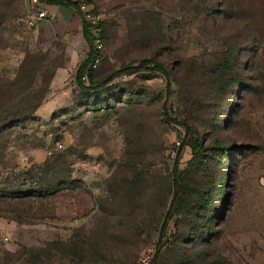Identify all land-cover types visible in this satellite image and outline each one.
<instances>
[{
  "label": "rangeland",
  "instance_id": "1",
  "mask_svg": "<svg viewBox=\"0 0 264 264\" xmlns=\"http://www.w3.org/2000/svg\"><path fill=\"white\" fill-rule=\"evenodd\" d=\"M68 1L103 23L93 91L77 82L90 46ZM9 3L0 0V264H138L157 247L185 134L165 105L230 152H200L211 179H188L160 264H264V0H64L43 26ZM192 156L185 146L181 169ZM47 183L57 191L39 189ZM194 188L211 191L216 213Z\"/></svg>",
  "mask_w": 264,
  "mask_h": 264
},
{
  "label": "trees",
  "instance_id": "2",
  "mask_svg": "<svg viewBox=\"0 0 264 264\" xmlns=\"http://www.w3.org/2000/svg\"><path fill=\"white\" fill-rule=\"evenodd\" d=\"M64 0H52L50 3H55V4H62ZM69 6L75 7L77 9V11L79 13L82 14V11L80 10V5L79 2H74V1H68L67 3ZM93 14H96V11L93 9L92 10ZM84 18V17H83ZM93 27H95L94 25L88 23L85 19H84V24H83V30H84V35L85 38L90 46V51L89 54L87 56V58L85 59V61L79 66V69L77 71V82L80 88H82L83 90H88V91H93L95 90V86L94 84H90L88 86L85 85L86 80L92 77L93 72H95L98 67L96 69L92 68V63L94 62V60L100 56L101 60H102V55H101V50L98 48V38L93 34ZM97 27H99L100 29H102L103 27V23L99 22ZM102 39V38H101ZM230 59V57H223L221 59L222 61V67L226 68L228 70V60ZM101 63V62H100ZM149 63H152L151 60H144L139 66L134 67V66H126L120 70H117L113 73H111L104 81L103 83H107L110 82L111 80H113L115 77L122 75L123 73H126L130 70H136V69H146ZM100 65V64H99ZM156 68L154 69H160L163 70L166 77H167V91H168V95L172 94V78H171V74H169V72H167L166 70H164L163 66L161 64H156L155 66ZM233 73V72H232ZM232 73H227L226 76H224L225 78H223L221 80V83L223 86L225 87H230L233 84H235V82L237 81L235 76H232ZM84 77H86V79H83ZM164 116L167 119V121L180 125L184 128V136L181 140V144L178 148L177 151V156L175 158V163L173 166V173H172V182H173V197L169 206V209L164 217L161 229H160V236H159V241L156 247V253L155 256L151 262V264H160L161 262V257H162V251L163 248L167 245L168 243V238H167V232H168V228L170 226V222L172 221V218L178 214H180L182 208H183V202L186 199V195H187V189L189 188L190 184L188 183V179L194 177L196 180V187L199 186V183H203V181L205 182L206 179L209 178V180L211 179L210 177V168L206 163H202V160H200L201 151H223V153L228 154L230 152L229 148H227L223 142H221L220 140H216L215 141V145H211V146H206L205 145V141L204 138L200 135V130L198 127H196L195 125L188 123L186 121H179L176 118H173L170 113L168 112L167 106H164ZM188 146L192 149V153L193 156L191 158V160L189 161L188 166L185 169H181L179 166V159H180V155L182 152V149ZM38 184V183H37ZM36 184V185H37ZM51 184V185H50ZM50 185V186H49ZM52 183H47L46 185H39V189L45 191L47 194L50 193H54L55 191H57V186H52ZM69 189L72 188L71 186H63L61 189ZM35 189L36 186H35ZM195 189V188H194ZM196 192H198L200 194V202L202 204V207L205 208H209L210 207V212L213 211L214 213H216V209L213 208V210L211 209V203H212V193L211 191L208 192H204V193H200L199 189H195ZM224 194V193H223ZM222 194V195H223ZM208 232H210L211 228H207L205 229ZM223 264V263H221Z\"/></svg>",
  "mask_w": 264,
  "mask_h": 264
},
{
  "label": "built area",
  "instance_id": "3",
  "mask_svg": "<svg viewBox=\"0 0 264 264\" xmlns=\"http://www.w3.org/2000/svg\"><path fill=\"white\" fill-rule=\"evenodd\" d=\"M29 3V11H28V19L27 22L30 26H36L38 23L44 21L45 19L48 18V13L46 10V6L52 1V0H27ZM80 5V10L83 13L84 19L94 25L92 31L93 34L98 38V48L101 50L102 49V39H101V29L97 27L98 25V20L96 14H93L92 10L88 8V5L85 2L79 3ZM101 62V57L98 56L94 62L92 63V68L96 69ZM83 79H86L84 77ZM178 145L180 146L181 141L177 142ZM60 147H62V144H59ZM179 148V147H178ZM178 151V149H177ZM156 253V247L155 246H150L148 247L142 256L140 257L139 263L138 264H151L154 256Z\"/></svg>",
  "mask_w": 264,
  "mask_h": 264
},
{
  "label": "crops",
  "instance_id": "4",
  "mask_svg": "<svg viewBox=\"0 0 264 264\" xmlns=\"http://www.w3.org/2000/svg\"><path fill=\"white\" fill-rule=\"evenodd\" d=\"M9 3V7H12V5L15 6V3L17 2L19 4V6L21 7H26L27 8V18H28V11H29V3L27 0H8ZM46 10L48 13V18L45 19L44 21L38 23L39 26H43L46 24V22H49L50 20H53L55 17H58L60 14V7L59 4H55V3H49L46 6Z\"/></svg>",
  "mask_w": 264,
  "mask_h": 264
}]
</instances>
